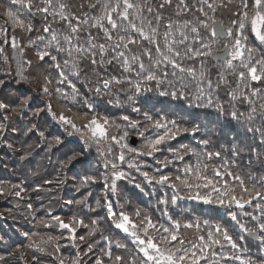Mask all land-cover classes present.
I'll return each mask as SVG.
<instances>
[{"label":"snow or ice","instance_id":"1","mask_svg":"<svg viewBox=\"0 0 264 264\" xmlns=\"http://www.w3.org/2000/svg\"><path fill=\"white\" fill-rule=\"evenodd\" d=\"M0 15V68L7 65L0 91L7 78L26 86L0 99V112L39 117L47 111L69 137H78L80 147L68 148L60 167L83 166L77 191L98 182L88 174L95 148L113 195L118 181L145 195L163 192L157 207L166 222L139 208L130 212V202L120 204L119 197L114 205L107 195L97 199L100 211L87 196L75 201L88 212L67 223L49 212L50 221L39 223L54 222L68 235L38 243L22 233L30 240L24 248L32 250L31 264H42L45 255L57 264H264V0H0ZM9 29L26 33L27 43L15 34L9 43ZM4 45L20 57L15 71L16 57ZM26 48L35 50V64ZM33 67L40 71L28 73ZM33 91L45 100L43 109H34ZM54 97L80 105L82 122L57 113ZM157 104L165 106L157 111ZM107 107L131 111L113 119L102 114ZM37 130L32 124L27 132ZM130 131L142 140L140 148L127 143ZM185 136L189 143H171ZM62 145L55 137L48 149ZM157 153L167 154L160 160ZM145 156L156 160L151 174L144 170L150 165L137 162ZM181 200L222 208L231 223L182 222L169 208ZM61 238L74 255L61 254ZM0 261L7 264L4 256Z\"/></svg>","mask_w":264,"mask_h":264},{"label":"rangeland","instance_id":"2","mask_svg":"<svg viewBox=\"0 0 264 264\" xmlns=\"http://www.w3.org/2000/svg\"><path fill=\"white\" fill-rule=\"evenodd\" d=\"M0 76L2 78L3 74H0ZM12 81L6 80V85H13ZM14 89L15 90L12 91V93H13L12 95L15 94L17 88H14ZM56 102L54 101L52 103V105H53V109L57 113H59L61 110H64L65 115L67 116V115H74L71 112H78V108L76 109V108L71 107L72 111H67L66 109L68 107L66 105H61V103L59 101H56ZM80 109H82V108L79 105V113H81ZM114 110H119V117L121 115L128 114V112L131 111L130 109H128V112H125L124 109H122V108L110 107V108L106 109V112L114 115V112H113ZM29 113H30L29 119L31 120L32 114H31V112H29ZM41 114L44 115L43 112ZM0 115L3 117L6 115V113L0 112ZM46 116L50 120V125L48 122L44 121L46 119ZM44 118H45L43 120L44 123L42 120L40 121V119H39V121L37 120L40 123V125L38 126V130L36 132H34V133L33 132H26L27 134H25L19 130V132L13 134L15 136L16 143L20 149L17 148L16 144H13L11 146H16V151H18V154H16L17 156H20L22 154L25 157L24 162H22L20 160L15 161L13 159V157H11L12 156V154L10 153L11 151H0V183L6 185L5 189L13 190L11 193L14 196H16L14 193L16 191H19L20 188L24 189L23 192H26V196L23 198L24 201H22V204L26 208V210H28V211H32V209L38 210L39 203H37V201H35V198L31 197V196H33V193H31V192L34 191V186H36L39 189L45 188L47 184H45L44 181H51V185L54 188H55V185H59V184H60L59 187L64 186L65 188L68 189V191H66L67 195L77 194L78 197L76 196V198H74L73 200H71V196L67 200H64V201L61 200L59 207L57 209L55 208V210H57V211L54 214H52L54 216H55V214L60 215L61 219L64 220L66 223L71 220V218L74 214L83 215L85 212H88V208L84 207L83 205H79V204L75 203V201L82 200L86 196L88 197V204L90 205V207L92 209H97V203L96 202H97V199L100 198L101 196L107 195L111 199V201L113 202L114 205L117 203V198L119 197L120 198L119 199L120 204H128L130 202V207L128 208V210L130 212L135 210L136 208L140 209L139 199H138V201L136 198L132 199L131 193L135 192L137 198L138 197L141 198L143 195L148 196V197L153 196V195H145L144 193H141L139 191V189H136L132 184L129 185L128 182H124V181H118L117 182L118 193L116 195H113L108 189L106 190L105 186L102 184V182L104 183V181H103V178L100 174L105 172V169H104V167H102V165H98L97 168H93L91 166V169L88 172L89 175L97 176L98 182L95 183L96 185L91 184L88 186L87 189L81 188L79 191H77V187L79 185V180L76 179V174L77 173L83 174L84 168L82 167V169L80 170V169H78L80 167L76 166L77 163H74L69 168L71 170L68 169V172H73V175L66 177V176H59L60 172H59L58 167H61V162H63L66 159V156L64 155V153L67 152L68 148L73 147V145H71V144L76 145L77 148H78V146H80L79 139L77 136L69 137L67 135V132H65L64 127L61 124L53 121L51 118V115L47 111H45ZM111 118L116 119L114 117H111ZM133 118H138V117H136V115L133 114ZM34 119H36V118H34ZM2 121L6 124L7 127H6V129L0 127V129H3V131L0 132V134H1L0 135V144L1 145H2V142L4 144L6 143L5 140H11V141L15 140L13 137L10 136L11 132L8 131L9 129L12 128V125L10 123L9 118L7 120H2ZM81 122H82V119L77 121V123H79V124ZM50 127H52V129L53 128L55 129V131L52 130V132H53L52 134H56V136L54 135L53 137H51V139H48V135H51L50 134L51 133ZM39 131H44L45 136L40 137ZM22 136L24 138V141H26V142H28L32 139H33V141L28 143L27 147H25L24 145H22V142H17V139L21 138ZM55 137H61L64 140V145L60 146L59 148H53L51 151H49L48 144L50 142H52L55 139ZM129 137H134L137 140L136 145L132 146V147L140 148V146L142 144V140L136 135L135 131H134V133L130 132ZM68 139H70V140H68ZM186 139L187 138H183V137L179 138V140H186ZM74 141H76L78 143H76ZM69 143H71V144H69ZM180 143H184V142L179 141L178 143H176V146L178 147V145ZM24 144H26V143H24ZM117 152H118V150H117ZM70 154L71 153H69V155ZM130 156H131V154H129V156L127 158H130ZM139 158L141 159L140 161H144V162H146L147 165L151 166L150 168H146V170L152 172L157 167L155 159H153L151 157H147V156L139 157ZM156 158L160 159L159 153L156 154ZM91 159L92 158L88 157V161L91 162ZM117 163H119V161H117ZM55 166H57V167H55ZM122 167L124 168L125 171H128L126 163L124 165H122ZM21 170L24 174V182H23L24 186L21 185L18 189H14V187L12 186L13 181L10 177V173L13 172V173L19 174L21 172ZM6 171H9V172L4 175L3 173ZM58 173H59V175H58ZM74 173H76V174H74ZM133 175L135 177L139 176V174H137V173H135ZM21 179H22V177H21ZM138 179L142 182V177H140ZM9 181L11 183H8ZM64 182H65V185L63 184ZM98 184L102 185V187H99ZM145 190H146V192H149V193L153 192L152 188L149 186L146 187V185H145ZM89 192L92 193L91 196H88ZM21 195H22V193L20 194L19 198H22ZM72 198H73V196H72ZM69 200L73 201V203H71L72 204L71 208L67 207L68 205H66V203H65ZM144 200L145 199H143V201ZM30 202L34 206V208L32 207L31 210H29V208H28V204ZM143 207H144V209H141V210H143L144 212H148V213L153 214V215L154 214H160L159 217L161 218V220L164 219L163 217H161V209L158 208L157 205H147L145 203V205H143ZM78 208H79V210H78ZM203 208L205 209V210H203V214L220 213V212L208 210V208H206L203 205H197L196 209H194L195 210L194 214H196L197 212H202ZM16 209L17 208H11L12 211H17ZM61 210L67 211L68 213L62 214ZM158 210H160V212H158ZM97 211H100V209H97ZM173 211L176 212V214H178L179 218H176V219L181 220L182 218H185L184 217L185 215H183L185 212L182 209V207L179 206V204L173 209ZM186 211L191 212L188 209H186ZM101 214H103V212H101ZM89 216L94 217L95 213H89ZM189 218H192L191 221H197V219H196L197 216H195V215L191 214V216ZM225 220H226L225 224L231 223L229 218H227L226 216H225ZM53 227L56 228V230L58 231L59 234L63 233V236L67 237V235H68L67 231L60 229L58 225L53 223L52 227H44L43 226L44 233L42 235L44 237V240L49 237L48 233H50V231ZM83 231L84 230H81L80 234H83ZM113 231H115V230H113ZM187 232H194V230H188ZM56 238H58V237H56ZM58 242L62 246L61 247L62 255L67 256L69 254H73V255L75 254V249H72L70 247V242L67 239L61 238V239H59ZM20 251H23V248H20ZM19 257H20L19 251L11 252L8 260L11 262H17V261L21 262L19 260ZM21 260L24 262H27V264H31V258H29V256L27 254L25 255V258L21 259ZM44 264H57V261L51 260V258H50Z\"/></svg>","mask_w":264,"mask_h":264},{"label":"trees","instance_id":"3","mask_svg":"<svg viewBox=\"0 0 264 264\" xmlns=\"http://www.w3.org/2000/svg\"><path fill=\"white\" fill-rule=\"evenodd\" d=\"M0 26H5V17L3 15H0ZM15 34L16 38L18 41L21 42V44H26L27 43V34L20 32L19 30H16L15 33H13L11 31V29H9L8 31V37H9V43L11 42V37L12 35ZM3 36L4 33L0 32V44L3 43ZM254 39V38H252ZM5 47V52L6 54L9 55H15L16 59L12 61V71H15L16 69V61L20 59L19 55L16 53H13L12 50L10 49V47L8 45H4ZM34 49L31 48H26L25 49V57L28 59H32L33 60V64L36 63V58L34 55ZM7 70V65H5L3 68H0V74H3L4 71ZM40 70L36 69L35 67L28 69L27 72L28 73H32V74H36L38 73ZM3 77V76H2ZM1 78V76H0ZM6 80H10L13 82V85H6L3 89V91H0V99H5L7 100L10 95H12V91H14V88H21L22 90H26V86H18L15 83L14 79L11 78H7ZM37 82H34L32 85V88L35 89L37 86ZM32 95L35 97L34 101H33V107L34 109L36 107H39L41 109H43L45 107V100L41 99L38 95H36L35 91L32 92ZM56 101H59L61 103V105H66L67 107H72V108H78L79 109V105L77 104H72L69 105L67 103V101L59 99L54 97L52 100V103ZM57 103V102H56ZM165 105H161V104H157V111L160 110L161 107H164ZM167 107L171 108V105H167ZM110 107H107L106 109H108ZM81 113L79 112H71L74 115H67L70 118L74 119L76 122L80 119H82L83 117V113L84 110L80 109ZM114 115L108 112H104L103 114H107L109 117H114V118H118L119 117V110H114ZM42 113V112H41ZM44 115H45V111H43ZM29 114L27 116H23V115H14L11 113H6V115L8 116L10 123L12 125V128L9 129L8 131L11 132L10 136L13 137L15 139V136L13 135L14 133H17L19 131H13V129H19L22 133H26L27 129L29 127L32 126V124H37L38 126L40 125V123L38 122L39 119L40 121L44 120V115L40 114L39 117H34L32 116L31 120L29 119ZM36 118V119H34ZM172 118H176V117H172ZM47 119V120H46ZM46 119L44 120L45 122H48L50 125V120L49 118L46 116ZM4 120L2 118V116L0 115V127L5 128L6 129V124L2 121ZM38 120V121H37ZM43 121V123H44ZM79 124V123H77ZM51 128V135H48V139H51V137H53L54 135L56 136V134H52V130L55 131V129L52 127ZM8 129V128H7ZM131 132V131H130ZM1 135V134H0ZM33 138V137H32ZM181 138V137H179ZM179 138H177L176 141H172L171 143L173 145L176 146V143H178L179 141H183L185 144L189 143L190 139L189 137H183V138H187L186 140H179ZM70 140V139H68ZM32 140L26 142L24 141L23 136L21 138L17 139V142H22V145H24L25 147H27L28 143H30ZM50 141V140H49ZM73 141V140H72ZM5 144L2 142V145L0 144V151H11L10 153L12 154L11 157H13V159L15 161L20 160L22 162H24L25 157L21 154L20 156H17L16 154H18V151H16V146H11L9 147V145H13L16 144V139L15 140H5ZM26 144H24V143ZM76 142V141H74ZM78 143V142H76ZM71 144V143H69ZM6 145V146H5ZM73 145V147H76V145ZM179 146V145H178ZM80 146H78L79 148ZM17 148L20 149L17 145ZM167 153L161 154L160 155V159L163 160L164 159V155H166ZM88 157L92 158L91 159V166L93 168H97L98 165H102L103 167V158L101 156L98 155L97 151L95 150V148L92 149V151L90 152V154L88 155ZM131 158V156H130ZM51 159V158H50ZM140 158H137V162H140ZM21 162V163H22ZM58 162V161H57ZM99 162V163H98ZM127 165V164H126ZM76 166L80 167L78 169H82V165L80 163H77ZM57 167V166H55ZM59 168V172L60 175L59 176H66L69 177L70 175H73V172H68V169H64V171H60V167ZM148 168V167H146ZM146 168L144 170H146ZM77 169V170H78ZM71 170V169H69ZM129 171V170H128ZM148 171V170H147ZM165 172L168 171V169L164 170ZM9 171L4 172L3 174H7ZM150 172V171H149ZM136 172L134 170H132V175L135 174ZM76 174V173H74ZM138 174V173H137ZM151 174V172H150ZM134 176V175H133ZM10 177L13 181L12 186L14 185H19V187L22 185L24 186L23 182H24V174L21 170V172L19 174L10 173ZM22 177V179H21ZM74 177V176H73ZM137 180H139L138 178H140V176L136 177ZM71 179V178H70ZM140 181V180H139ZM127 182V181H124ZM8 183H11L10 181ZM65 185V182L63 183ZM102 184L104 185V183L102 182ZM50 185V186H49ZM60 185V184H59ZM59 185H55V188L50 184H47L45 188L43 189H39L36 186H34V191L31 192L33 193V198H35V201H37V203H39L38 206V210H34L32 209V211H28L26 210V208L23 206L22 201L23 198L26 196V192H21L22 198H19L17 196L12 195V191L10 189H5L6 185L1 184L0 183V189H3V194H0V256H4L5 260L7 261V264H27V262H24L20 259L19 260L21 262H11L8 260L10 253L11 252H15L17 251V249L23 248V251H25V253L29 256V258H32V250L31 249H25L24 245H27L30 243V240L28 237L22 235V233H28L29 237L32 238L33 241L36 242H41V240H44L43 237V233H44V229H43V225H41L39 223V221L41 219L44 220H49L50 221V216L48 215L49 212H51V215L54 214L57 210H55V208L57 209L59 207L60 201H64L69 199V197L71 196V200H73L74 198H76L77 194L75 195H67L66 191H68L67 188H65L64 186H60ZM96 185V184H95ZM99 187H102V185L98 184ZM130 185V184H129ZM147 187V185H146ZM151 187V186H149ZM152 188V187H151ZM14 189H18V188H14ZM106 189V188H105ZM107 190V189H106ZM133 191V190H132ZM153 191V189H152ZM71 192V191H70ZM127 193V192H126ZM70 194V193H69ZM163 192H156L153 196H142L141 198H137L135 192L131 193V198H136L137 201L139 199V204H140V209H144L143 205H145V203L147 205H157V199L158 197L162 196ZM171 195L170 191H169V196ZM73 196V198H72ZM78 197V196H77ZM63 198V199H62ZM28 199V198H27ZM143 199H145L143 201ZM66 205H68L67 207L71 208L72 204H68L67 202H65ZM29 204L32 205V207L34 208L33 204L30 202ZM64 204V203H63ZM179 206L182 207V209L184 210V217L182 218L180 221L182 222H190L192 220V218H189L192 215L197 216V220L200 222H203L204 220H207L210 224H217V223H223L225 224L226 220H225V216L224 215V210L222 208H219L215 205H206L203 204L202 202L199 201H190V200H181L180 202H178ZM197 205H203L206 208H208V210H212L215 212H220V213H213V214H203V210H205L204 208L202 209V212H197L195 213L196 206ZM78 207V206H77ZM151 207V206H150ZM11 208H17V211H12ZM169 208L171 209L172 213L174 214L175 218H179L178 214H176V212L173 211L174 208L171 207V205H169ZM186 209L190 210L191 212H187ZM79 210V208H78ZM143 211V210H142ZM158 212H160V210H158ZM62 214H67V211L61 210ZM55 216H59L55 214ZM160 214H154L153 215V219H156L157 217H159ZM227 217V216H226ZM228 218V217H227ZM162 222H165L164 219L161 220ZM54 223V222H53ZM227 225V224H226ZM46 229V228H45ZM189 236H192L193 232H187ZM33 234H36L33 236ZM49 236L54 238V242H55V238L61 236V234L58 233V231L56 230L55 227H53L50 231V233H48ZM122 235V234H121ZM46 240V239H45ZM41 246L46 247L48 251H52V245L51 244H41ZM255 251V249H253V252ZM62 254V251H61ZM37 255H40L39 253H37ZM54 260L53 257L51 256H42V264L46 263V261L48 259ZM0 264H4L3 261H0Z\"/></svg>","mask_w":264,"mask_h":264},{"label":"water","instance_id":"4","mask_svg":"<svg viewBox=\"0 0 264 264\" xmlns=\"http://www.w3.org/2000/svg\"><path fill=\"white\" fill-rule=\"evenodd\" d=\"M128 143L131 145V146H135L136 145V139L134 137H129L128 139Z\"/></svg>","mask_w":264,"mask_h":264}]
</instances>
